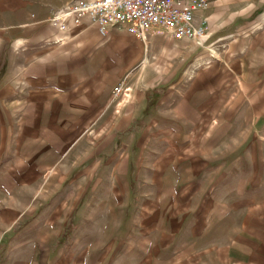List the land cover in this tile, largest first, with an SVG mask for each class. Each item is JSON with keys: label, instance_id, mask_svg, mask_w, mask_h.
Masks as SVG:
<instances>
[{"label": "rangeland", "instance_id": "obj_1", "mask_svg": "<svg viewBox=\"0 0 264 264\" xmlns=\"http://www.w3.org/2000/svg\"><path fill=\"white\" fill-rule=\"evenodd\" d=\"M68 1L0 0V264H264V0H214L134 106L142 65L78 75Z\"/></svg>", "mask_w": 264, "mask_h": 264}, {"label": "crops", "instance_id": "obj_2", "mask_svg": "<svg viewBox=\"0 0 264 264\" xmlns=\"http://www.w3.org/2000/svg\"><path fill=\"white\" fill-rule=\"evenodd\" d=\"M206 9L196 11L194 18L197 23L204 21L207 31L208 19L204 15ZM51 22L60 35L57 40H61L66 52L70 53L69 56L74 61V66L80 68L78 75H97L101 73L103 68L114 67L118 69L115 72L120 76L110 84L114 99L122 96L125 92L122 91L119 95H114V87L124 80L126 85L129 84V76L127 74L131 73L130 69L136 65H142L140 77L142 78L143 76V83H140L139 79H133L131 82V88L135 93L131 102L133 106L137 102L136 100L140 102L144 100V97H146L144 96L145 91L159 86L166 73L169 74L170 70L167 65L170 64L169 62L172 58L171 46L177 45L179 41H184L185 38H189H177L166 30L156 28L150 32L148 39L144 40L135 32L127 30L123 26L113 27L108 34L103 35L97 25L89 19H84L78 25L70 24L67 30H62L55 22ZM152 56L154 58L152 69L147 73L145 66L150 62ZM76 76L77 72L74 73V77ZM77 85H80V81H73V92H80V88ZM81 91L84 94L93 93L95 91L94 83L88 82L84 84ZM130 96L128 95V98ZM134 100L135 102H133ZM124 110L130 112V115L136 114L134 108H126Z\"/></svg>", "mask_w": 264, "mask_h": 264}, {"label": "built area", "instance_id": "obj_3", "mask_svg": "<svg viewBox=\"0 0 264 264\" xmlns=\"http://www.w3.org/2000/svg\"><path fill=\"white\" fill-rule=\"evenodd\" d=\"M212 0H69L52 16L62 30L70 24L78 25L84 19L95 23L101 34H108L116 26L135 32L144 40L153 29L168 31L177 38H202L206 23H197L194 15L206 9ZM126 81L118 83L113 94L126 89Z\"/></svg>", "mask_w": 264, "mask_h": 264}, {"label": "trees", "instance_id": "obj_4", "mask_svg": "<svg viewBox=\"0 0 264 264\" xmlns=\"http://www.w3.org/2000/svg\"><path fill=\"white\" fill-rule=\"evenodd\" d=\"M155 89V88H154ZM150 91V90H147V92Z\"/></svg>", "mask_w": 264, "mask_h": 264}, {"label": "bare ground", "instance_id": "obj_5", "mask_svg": "<svg viewBox=\"0 0 264 264\" xmlns=\"http://www.w3.org/2000/svg\"><path fill=\"white\" fill-rule=\"evenodd\" d=\"M146 67V66H145Z\"/></svg>", "mask_w": 264, "mask_h": 264}]
</instances>
